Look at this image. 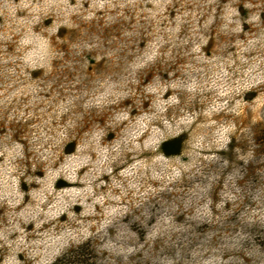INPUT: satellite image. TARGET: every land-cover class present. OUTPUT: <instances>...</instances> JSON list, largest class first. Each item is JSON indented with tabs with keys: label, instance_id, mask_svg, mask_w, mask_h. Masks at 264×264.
Wrapping results in <instances>:
<instances>
[{
	"label": "rangeland",
	"instance_id": "1",
	"mask_svg": "<svg viewBox=\"0 0 264 264\" xmlns=\"http://www.w3.org/2000/svg\"><path fill=\"white\" fill-rule=\"evenodd\" d=\"M90 3L81 0L69 25L49 14L32 26L56 53L48 70L36 63L44 46L27 52L30 67L21 63V25L31 15L21 0H0V264H37L36 251L17 242L38 243L51 229L68 234L48 264H264V83L243 87L248 70L264 77V0H138L86 19ZM53 21L60 27L50 33ZM106 83L127 96L113 92L111 103L85 108ZM141 133L140 150L121 144L112 173L90 180L91 196L74 194L96 175L95 152ZM177 135L179 156L156 152ZM255 137L263 161L251 180L242 168ZM231 138L243 143L225 160ZM135 161L148 164L130 178L138 190L119 175ZM113 179L121 200L93 204L121 194Z\"/></svg>",
	"mask_w": 264,
	"mask_h": 264
},
{
	"label": "clouds",
	"instance_id": "2",
	"mask_svg": "<svg viewBox=\"0 0 264 264\" xmlns=\"http://www.w3.org/2000/svg\"><path fill=\"white\" fill-rule=\"evenodd\" d=\"M137 2L138 0H91L88 15L85 18L92 19L95 16L96 11H104L105 8H107L108 10H115L117 7L127 6L128 4H136ZM155 3L157 5H163V4L170 3V0H155ZM20 7L26 9L29 12V14L31 15V19L27 20L26 23H22L21 25V27L24 29V35L21 37L20 44L18 46L19 52L21 53L19 59L23 65L30 67L31 62L28 59H26L27 52L31 51L33 48L37 46H44L47 49V55L44 57L42 61H38L36 63L38 66L43 65L46 69L51 70V62L52 60L56 59V53L52 50V46L49 40L39 33H34L32 31V26L39 23L42 17L49 16V14L62 15L63 23L65 25H69L70 15H72L73 13H78L81 9V0H76V5L72 7L69 6V0H21ZM120 15H123V13L118 12L117 16H120ZM59 27L60 25L57 24L55 21H53V26L51 27V31L49 30L48 31L50 33H55ZM155 61H156V54H153L152 56L148 58V61L146 62L141 61L137 69L144 68L148 64L154 63ZM252 72L253 70H248L245 72L244 75L246 77H249V80L243 84V87L249 88L253 86V82L255 84L264 83V77H261L259 73L253 76ZM223 75L227 76L228 73L224 72ZM212 87H215V84H213ZM118 88H119V85L115 83H106L105 87L103 88V91L99 92L95 97L85 100L84 107L85 108L100 107L101 105L111 103L110 97H111V93L113 92H120L123 94V97H126L127 93L118 91L117 90ZM188 91H194V89L189 88ZM228 91H230V89L222 90L223 92L222 96H227ZM21 93H23L25 96H28L24 92H21ZM0 95H3V94L0 93ZM12 95L16 96L17 93L14 92L12 93ZM177 102L178 101L175 100V103ZM35 103H36V98L33 95L32 98L28 100V104H26L25 107H29L30 105H33ZM3 104H4V101H0V105H3ZM63 104L72 106L73 100L68 99L67 101H64ZM226 104H227V101L224 102V105H217V107L223 108ZM70 108L64 107L63 112H68ZM43 111L45 112L46 109ZM205 114L207 115L208 113H205ZM20 116L23 117L24 113L21 112ZM10 119H11V116H10ZM192 119L193 118H191V120ZM164 122H167V121H164ZM167 125H168L167 127L168 132H175L179 129V125H177L175 128L169 125L168 123ZM59 129H62V131H60L59 134L63 135L67 133V129H64L63 126H59ZM147 130L148 129H146L145 131ZM49 132H55V130L51 126H49ZM143 134L144 133H141L139 135H133L129 137L126 142L122 140L121 143H119V145L112 147L111 149H109L107 145L103 147L100 146L102 149H104V151L102 153L95 152L97 159L93 162L96 175L91 176L89 179V174H86L85 181H82L86 184V186L83 189H76L74 194L76 196L78 195L83 196L84 199H87L88 196H91L93 194V189L91 187L90 180L97 179L99 175L101 174V171L109 175L112 173L113 169L110 165L113 162H115L120 156L121 144H123L127 148V145L131 143L132 147L128 148L127 149L128 151L140 150L141 145L137 143V141ZM46 139L53 140L54 136L48 135ZM154 146L155 145H152L151 147H154ZM41 147H43V145H41ZM16 148L18 152L22 151V146L20 144H16ZM86 158H87V163L83 164L82 167H87L88 162L92 161L91 156H86ZM157 158L158 157H155L154 159H157ZM140 162L141 161H135L134 163L129 165L127 168L121 170L119 173L120 176L128 179L129 188H134L138 190V185L134 183L133 180L130 178H134L138 170L147 168L148 164L146 162H144V164H141ZM78 169L79 168L75 169L74 171ZM173 172L176 175L179 174L176 170H173ZM74 180H75V176L71 179V181H74ZM101 184H103V181H101ZM112 186L114 188L120 189L121 194L117 196H113L111 195V193H109L107 197H103V196L96 197L92 201V203L95 204L98 201H104L106 198L119 202L121 200V197L124 195V189L121 183L115 179L112 180ZM62 206L63 205H60V202L58 201L57 204H53L50 207V209H57L58 207H62ZM53 216H55V212H53ZM45 232L48 234L44 238H42L38 243L37 242L25 243L23 239H21L17 242V245H16L17 248L23 251H27L29 253L35 250L37 253V256L39 257V259L37 260V264H48V262L51 261L52 258L58 254V245L61 244L64 236L68 234L66 231V232L60 233L59 235H56L52 229L50 230V232L49 230ZM20 245H23V248H21ZM33 259H36V257H33ZM17 264H20L19 260L17 261Z\"/></svg>",
	"mask_w": 264,
	"mask_h": 264
},
{
	"label": "trees",
	"instance_id": "3",
	"mask_svg": "<svg viewBox=\"0 0 264 264\" xmlns=\"http://www.w3.org/2000/svg\"><path fill=\"white\" fill-rule=\"evenodd\" d=\"M182 143H183V138L182 135H177L174 137L166 138L160 141L157 145L156 152L163 156V157H174V156H179L182 151ZM243 143V142H242ZM242 143H237L234 144V139H230L229 142L227 143L226 147L224 150L220 152V154L224 157L225 160H227V156L236 148H240V145ZM250 151H249V159L246 161L242 168V174L250 177V179H255V174L256 171L259 168L260 162L263 161V150L261 149L262 142L259 138H252L251 142L249 143ZM64 152L65 153H70L71 152V147H72V142L69 141L65 145ZM243 152V151H241ZM66 186L65 184H62L60 187ZM78 255H81L79 253Z\"/></svg>",
	"mask_w": 264,
	"mask_h": 264
}]
</instances>
